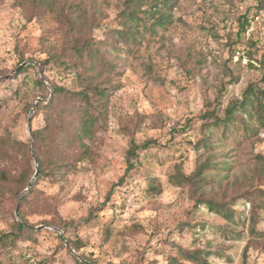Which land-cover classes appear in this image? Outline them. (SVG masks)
<instances>
[{
    "label": "rangeland",
    "instance_id": "1",
    "mask_svg": "<svg viewBox=\"0 0 264 264\" xmlns=\"http://www.w3.org/2000/svg\"><path fill=\"white\" fill-rule=\"evenodd\" d=\"M71 1L81 5L85 29L93 25L88 33L121 44L119 85L111 89L105 129L97 133L93 153L59 181L43 177L39 192L23 205L30 224L60 228L98 264H171V256L180 257L178 246L210 251L209 264H264V236L250 230V203L244 195L264 184L259 171L264 124L257 117L255 95L257 87L264 88V3L175 0L172 6L160 5L164 17L143 18L121 43L107 36L110 29L123 28L122 0H54L49 8L0 0V138L28 141L34 102L53 96L47 84L49 97L37 96L44 91L34 79L43 78L38 62L56 51L68 33L58 12ZM25 61L32 67L16 72ZM45 70L50 80L74 86L69 70L52 63ZM249 88L253 93L248 94ZM247 97L242 117L256 132H247L239 122L230 131L208 125L209 110L218 106L222 112L232 100ZM35 111L32 126L43 127L47 111ZM128 121L131 135L123 131ZM206 129L213 132V146L196 148ZM147 139L157 143L140 149L125 175L130 141ZM202 162L207 165L200 192L218 200L237 197L231 228L239 234L224 230L230 223L197 203L199 194L191 186L171 182L178 168L191 174ZM21 202L9 195L0 202V236L15 230ZM258 228L264 232V222ZM36 231L34 240L6 243L0 264H78L60 232Z\"/></svg>",
    "mask_w": 264,
    "mask_h": 264
},
{
    "label": "trees",
    "instance_id": "2",
    "mask_svg": "<svg viewBox=\"0 0 264 264\" xmlns=\"http://www.w3.org/2000/svg\"><path fill=\"white\" fill-rule=\"evenodd\" d=\"M53 1L19 0V5L29 3L35 7L49 8L52 7ZM258 1L260 5H263L264 0ZM174 2L175 0H122L123 28L110 29L107 38L109 40L118 39L121 43H125L126 33L129 31H133L132 34L135 33V24L149 15L160 14V5L169 7ZM80 7L79 3L71 1L68 9L65 6L61 8L62 11L58 12V16L62 22L64 21L68 25L69 35L64 33L57 50L38 62L43 79L53 87V96L48 102L38 103L35 111V115L42 109L47 111L45 125L40 128H33V118L31 119L33 143L31 135L28 141L14 139L10 136L0 138V202L7 195L19 201L20 194L28 187L36 172L34 157L37 158L39 164L38 177L32 182L30 191L24 194L22 202L18 203L24 221L16 220L15 230L0 236V254L3 253V247L8 242L15 245L17 240L35 239L38 231L26 225L30 224V221L23 213V205L29 202L30 197L39 192L38 183L43 177L48 176L53 181H59L78 161L93 153L91 149L95 137L105 127L107 121L111 89L119 85L115 77L120 74L119 60L123 57L119 51L122 46H120L121 44L116 45L115 42L111 43L98 39L88 33L87 31L93 25L85 29L84 22L81 20L82 17L85 18V15L80 12ZM160 15L164 17L163 13ZM65 17L67 20H64ZM244 18H247V14ZM247 23V19L242 22L241 33L246 31ZM154 25L152 24V27ZM50 63L74 73V86H63L54 80H50L45 73L46 66ZM30 67L32 66L22 68L19 73ZM229 73L235 80L239 78L233 74V70H229ZM34 83L45 92H41L37 96L48 98L51 92L43 80L37 76ZM250 89L252 88H249L248 94L253 93ZM256 91L257 94L255 95L259 101L257 117L264 124V88L257 87ZM248 99L247 97L241 101L232 100L224 108L222 115L218 106L209 110L205 115L209 119L208 125L213 126L212 128L223 126L224 131H230L231 125L234 122H239L247 132L251 129L252 132H256L257 129L250 122L247 123L243 120L241 113V111L244 113L248 111L246 108ZM32 106V102H29L28 107L31 108ZM132 127L133 124L128 121L123 125V131L131 135L133 133ZM211 129L205 130L196 148L213 146L211 136L213 132ZM155 143H157L156 140L152 139H147L143 143H137L135 140L130 141V147L126 154L128 166L125 175L134 168V157L138 151ZM206 165L207 162L200 163L191 174H187L180 167L171 175V182L177 186H191L193 191L199 194L197 203H204L210 210L221 214L230 223L224 226V230L239 234L231 228L236 211L232 203L237 201V197L233 196L228 200H222L223 198L218 200L203 193L201 182L205 177L202 171ZM259 171L264 175V163ZM244 195L250 203V230L252 234L262 238L264 232L258 228V225L264 222V184ZM68 241L80 255L98 264L97 260L81 252V248L76 242L69 238ZM178 248L180 257L177 255L171 256V264H209L210 251L201 247L184 248L178 246ZM75 259L78 264H84L78 258Z\"/></svg>",
    "mask_w": 264,
    "mask_h": 264
},
{
    "label": "water",
    "instance_id": "3",
    "mask_svg": "<svg viewBox=\"0 0 264 264\" xmlns=\"http://www.w3.org/2000/svg\"><path fill=\"white\" fill-rule=\"evenodd\" d=\"M30 63H33L31 61H25L23 62L22 64L19 65V67L15 70L16 72L19 71L20 69H22L23 67L29 65ZM41 77V75H40ZM41 79L43 80V82H45V84H47L49 86V88L51 89V92L53 93V87L50 86L42 77ZM42 98H37L36 101L34 102V106L33 108L31 109V114H30V117H29V130H30V135H31V140H32V143H33V135H32V132H31V118H32V115L37 107V104L39 101H41ZM34 160H35V164H36V172L30 182V184L28 185V187L21 193L20 195V202L22 201V198L24 196V194L26 192H29L30 189H31V186H32V182L38 177L39 175V164H38V160L36 157H34ZM16 216L17 218L20 220V221H24L21 214H20V205H18L17 209H16ZM27 226L31 227V228H34L36 230H40V229H43V228H52L53 230H56L58 232H60L61 234V239L65 242L67 248L80 260L82 261L83 263L85 264H95L89 260H87L86 258H84L83 256H81L73 247L72 245L70 244V242L64 237L63 235V231L56 227V226H49V225H45V224H42V225H39V226H33V225H30V224H26Z\"/></svg>",
    "mask_w": 264,
    "mask_h": 264
}]
</instances>
